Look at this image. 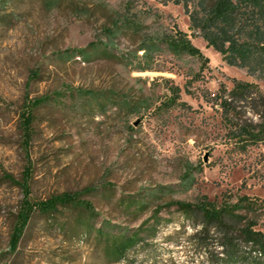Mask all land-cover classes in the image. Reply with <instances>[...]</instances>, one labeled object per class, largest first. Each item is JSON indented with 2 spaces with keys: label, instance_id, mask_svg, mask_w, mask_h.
Wrapping results in <instances>:
<instances>
[{
  "label": "rangeland",
  "instance_id": "obj_1",
  "mask_svg": "<svg viewBox=\"0 0 264 264\" xmlns=\"http://www.w3.org/2000/svg\"><path fill=\"white\" fill-rule=\"evenodd\" d=\"M121 18L138 27L121 29L110 44L103 30ZM174 27L189 36L204 64L175 58L164 47L152 56L150 71L130 63L144 36ZM79 50L88 58L74 53ZM66 51L70 58L62 55ZM232 80L253 83L264 94V81L227 66L202 39L191 37L180 5L8 0L0 10V264H207L190 240V221L175 207L159 214L155 236L141 233L144 240L118 261L107 255L97 230L109 223L133 232L170 201H264V143L239 151L227 135L233 117L212 100L220 86L231 89ZM173 87L185 107L163 106ZM41 96L51 98L34 111L25 146L22 107ZM238 115L257 122L245 106ZM189 167L193 182L186 190L180 184ZM26 169L31 202L80 193L94 220L70 208L52 216L36 212L11 251L24 195L5 175L21 182ZM159 187L170 193L151 196ZM143 197L144 208L127 207Z\"/></svg>",
  "mask_w": 264,
  "mask_h": 264
},
{
  "label": "trees",
  "instance_id": "obj_2",
  "mask_svg": "<svg viewBox=\"0 0 264 264\" xmlns=\"http://www.w3.org/2000/svg\"><path fill=\"white\" fill-rule=\"evenodd\" d=\"M164 5H180L188 18L191 37H198L211 48L229 67L244 70L246 74L264 81V0H161ZM8 0H0L2 10ZM127 18L117 19L114 24L103 30L110 44L114 42L121 29H137V24ZM107 47L106 43H101ZM165 50L175 58H195L204 64L207 59L196 48L189 36L177 29L155 31L144 36L140 45L129 55L130 63H136L140 72L150 71L148 63L154 53ZM141 52V55L138 53ZM78 56L88 58L85 50H79ZM66 58L72 55L63 52ZM143 65V66H141ZM170 98L163 103L166 108L185 107L179 102V88L170 90ZM86 94L87 91L79 92ZM213 101L226 116L231 115L227 125L228 138L237 149L244 152L248 147L264 143V94L253 83L232 80L231 89L220 86L213 96ZM41 96L26 100L20 114L19 128L25 146L28 144L33 129L34 111L50 100ZM123 105H127L122 101ZM245 106L257 117V122L243 119L238 109ZM29 170L22 174V181L16 182L5 175V179L21 188L23 200L15 218L10 242L14 251L29 220L34 213L52 216L60 208H70L86 216L89 222L96 217L92 205L82 199L80 193L51 196L50 198L31 202L28 198ZM193 182L191 168L185 172L180 186L189 189ZM170 193L168 187H159L151 194ZM143 197L127 203V207L144 208ZM175 207L190 221L194 230L190 240L196 242L205 256L207 264H264V201L246 196L231 200L225 196L220 202L200 197L193 203L170 201L156 206L149 216L133 232L104 223L97 230L99 238L106 240V253L115 261L122 259L127 252L138 246L144 238L141 233L152 237L156 234L159 214L167 208ZM150 221L153 223L150 225ZM218 249V250H217Z\"/></svg>",
  "mask_w": 264,
  "mask_h": 264
}]
</instances>
